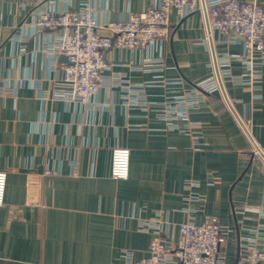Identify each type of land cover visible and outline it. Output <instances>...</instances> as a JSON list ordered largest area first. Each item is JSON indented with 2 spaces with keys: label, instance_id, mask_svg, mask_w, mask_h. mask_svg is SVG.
Returning a JSON list of instances; mask_svg holds the SVG:
<instances>
[{
  "label": "crops",
  "instance_id": "1",
  "mask_svg": "<svg viewBox=\"0 0 264 264\" xmlns=\"http://www.w3.org/2000/svg\"><path fill=\"white\" fill-rule=\"evenodd\" d=\"M155 1L87 0L96 18L109 23L142 13ZM39 2L0 0V84L12 89L0 95V171L7 173L0 264H125L126 253L142 261L149 257L153 238L141 230L144 221L160 217L177 240L178 226L187 221L183 208L190 192L206 199L196 223L212 216L229 227L223 252L226 263L235 264L240 245L251 237L260 216L264 221L258 210L264 208V160L222 91L200 94V108L189 110L188 120H176L178 128H172L156 110L181 90L150 84L162 80L158 76L182 78L190 90L216 76L204 16L178 22L172 13L171 36L153 52L164 59L163 74L142 72L146 54L134 57L116 47L107 52L106 74L115 72L138 86V95L152 105H125L124 89L111 86L102 89L94 105L84 107L40 97L41 90L53 95V81L65 62L52 48L51 32L40 30L33 18ZM82 2L50 5L62 11L79 9ZM213 44L217 58L227 53L232 59V78L223 80L225 94L264 153V65L260 87L245 86L239 79L245 70L235 57L243 47L217 38ZM218 65L220 72L226 69ZM116 146L130 150L126 181L111 177ZM47 170L54 174L43 177L40 205H27V175ZM211 177L219 182L212 184ZM188 183L198 187L189 190Z\"/></svg>",
  "mask_w": 264,
  "mask_h": 264
},
{
  "label": "built area",
  "instance_id": "2",
  "mask_svg": "<svg viewBox=\"0 0 264 264\" xmlns=\"http://www.w3.org/2000/svg\"><path fill=\"white\" fill-rule=\"evenodd\" d=\"M55 0H40L33 10L40 30H49L53 37L55 54L66 57L62 65V74L53 81V95L41 90L42 99L55 98L67 103L92 106L106 87L123 88L126 92L125 105H140L148 108L153 103L138 95V86L131 85L120 74L110 71L107 64V52L114 47L125 50L132 56L146 54L141 65L142 72L163 74L166 70L163 57L153 54L158 42L167 41L171 36V15L175 12L178 22L200 13L203 15L201 0H156L152 8L131 14L127 20L115 23L100 22L93 7L83 0L79 9L58 10L51 7ZM58 1V0H57ZM209 27L213 40L222 44L243 47L237 57L242 62L245 75L241 83L253 89L259 88L263 79L261 72L264 65V3L260 0H204ZM107 32L108 35H105ZM227 53L217 58L226 69L220 72L223 80L232 78L230 65L232 59ZM133 62L128 63L131 66ZM219 66V65H218ZM152 81L150 84L177 85L181 92L167 97L163 109L156 110L168 121L172 128H178L176 120H188V111L200 108V94H214L221 91L217 76H210L186 90L182 78ZM1 83V82H0ZM128 83V84H127ZM36 86V85H34ZM12 89L0 84V95ZM134 95V96H132ZM158 105V103H156ZM188 130L192 126L188 125ZM54 173L47 170L45 174L29 173L26 177L27 198L29 206L40 205V189L43 177ZM130 175V150L116 146L112 150L111 177L117 181H126ZM211 183H218L216 177ZM7 186V173L0 171V207L4 205ZM198 187L188 183L187 188ZM204 196L190 192L185 198L183 211L187 221L178 226L179 237L175 240L168 234L170 228L159 218L144 221L143 232H152L149 257L135 261L133 256L124 254L125 264H227L223 252L226 233L229 227L220 223L216 217L206 216L198 224L195 217L205 210ZM260 215L264 208H258ZM262 212V213H261ZM250 238L240 245L237 264H264V221L260 216Z\"/></svg>",
  "mask_w": 264,
  "mask_h": 264
},
{
  "label": "water",
  "instance_id": "3",
  "mask_svg": "<svg viewBox=\"0 0 264 264\" xmlns=\"http://www.w3.org/2000/svg\"><path fill=\"white\" fill-rule=\"evenodd\" d=\"M202 2V11H203V16H204V20H205V24H206V29H207V32L209 34V43H210V46H211V51H212V57H213V62H214V68H215V73H216V76L218 78V81H219V84H220V88H221V91L222 93L224 94V97H225V100L226 102L228 103L231 111L233 112V114L236 116L237 120L239 121L240 125L242 126L243 130L245 131L246 135L248 136V138L250 139V141L252 142V145L253 147L256 149V151L258 152V154L263 158L264 160V153L258 148V146L256 145V143L253 141L252 137L250 136L248 130L246 129V127L244 126L243 122L241 121V119L235 114V111L232 107V105L230 104V101L228 99V97L226 96L225 94V90H224V86H223V83H222V80L220 78V73H219V69H218V62H217V57H216V52H215V49H214V44H213V38L211 36V31H210V27H209V21H208V16H207V10H206V7H205V3H204V0H201ZM61 60L66 62V57L64 56H61ZM239 255V254H238ZM238 262V256H237V260H236V263L237 264Z\"/></svg>",
  "mask_w": 264,
  "mask_h": 264
}]
</instances>
